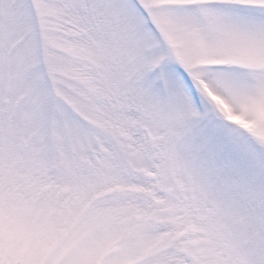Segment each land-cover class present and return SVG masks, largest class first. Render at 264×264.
<instances>
[{"label":"snow or ice","instance_id":"6c2138e0","mask_svg":"<svg viewBox=\"0 0 264 264\" xmlns=\"http://www.w3.org/2000/svg\"><path fill=\"white\" fill-rule=\"evenodd\" d=\"M0 264H264V0H0Z\"/></svg>","mask_w":264,"mask_h":264}]
</instances>
